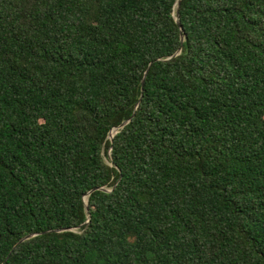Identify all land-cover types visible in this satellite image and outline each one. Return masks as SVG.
Segmentation results:
<instances>
[{"label": "trees", "instance_id": "trees-1", "mask_svg": "<svg viewBox=\"0 0 264 264\" xmlns=\"http://www.w3.org/2000/svg\"><path fill=\"white\" fill-rule=\"evenodd\" d=\"M177 3L0 0V264H264V0Z\"/></svg>", "mask_w": 264, "mask_h": 264}, {"label": "water", "instance_id": "water-1", "mask_svg": "<svg viewBox=\"0 0 264 264\" xmlns=\"http://www.w3.org/2000/svg\"><path fill=\"white\" fill-rule=\"evenodd\" d=\"M181 1H182V0H178L177 8L180 7V5H181ZM176 20H177L178 24L181 26V24H180V20H179V11H177ZM181 28H182V26H181ZM182 41H184V37L182 38ZM179 53H180V52H179ZM177 54H178V53H177ZM146 75H147V73H146ZM144 82H145V79L143 80V84H144ZM128 122H129V121L124 122L119 128H116V129H114V130L118 132V130H119L120 128H124V127L128 124ZM114 130H113V131H114ZM117 132H116V133H117ZM114 136H115V134H112V132H111V133H110V136H109V138L111 139V141H113ZM111 150H112V148H111ZM111 150H110V154H111ZM86 206H88V202H87V201H86ZM87 223H89V221H88ZM37 235H38V234H31V235H28L27 237L23 238V239L21 240V242H24L25 240H29V239H31V238L37 236Z\"/></svg>", "mask_w": 264, "mask_h": 264}, {"label": "bare ground", "instance_id": "bare-ground-1", "mask_svg": "<svg viewBox=\"0 0 264 264\" xmlns=\"http://www.w3.org/2000/svg\"><path fill=\"white\" fill-rule=\"evenodd\" d=\"M116 131H114L112 134H115Z\"/></svg>", "mask_w": 264, "mask_h": 264}, {"label": "rangeland", "instance_id": "rangeland-1", "mask_svg": "<svg viewBox=\"0 0 264 264\" xmlns=\"http://www.w3.org/2000/svg\"><path fill=\"white\" fill-rule=\"evenodd\" d=\"M117 132V131H116ZM116 132H115V134H116Z\"/></svg>", "mask_w": 264, "mask_h": 264}]
</instances>
